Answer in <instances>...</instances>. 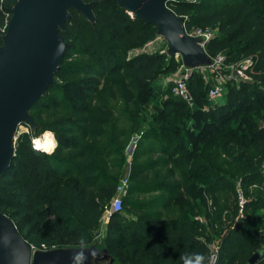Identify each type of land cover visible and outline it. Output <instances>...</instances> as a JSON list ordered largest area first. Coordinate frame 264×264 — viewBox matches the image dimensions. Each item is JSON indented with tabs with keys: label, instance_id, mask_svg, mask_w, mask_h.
Listing matches in <instances>:
<instances>
[{
	"label": "trees",
	"instance_id": "trees-1",
	"mask_svg": "<svg viewBox=\"0 0 264 264\" xmlns=\"http://www.w3.org/2000/svg\"><path fill=\"white\" fill-rule=\"evenodd\" d=\"M84 1L94 2V20L69 10L71 17L61 31L66 48L54 73L56 81L29 111L84 108L92 111L85 131H76L81 134L76 142L69 138L72 124L65 118L38 126L32 134L55 132L58 146L51 154L33 149L31 132L19 134L15 155L0 175V212H7L22 238L36 248L61 247L67 241L80 246L81 238L88 246L119 183L117 175L104 168L121 149L115 137L108 140L106 129L115 131L110 102L119 99L140 106L153 99L155 114L139 134L126 197L121 210L111 211L107 218L101 248L111 254V264H184L192 253L208 257L217 237L216 264H249L264 249V0L169 5L176 15L187 17L188 30L216 31L206 44L208 55L222 53L231 63L253 61L246 70L249 80L226 84L221 105L207 99L209 85L192 74L187 80L191 106L171 92V82L161 81L175 71L174 57L165 52L130 55L150 40L153 24L134 16L117 0ZM15 3L0 0V46ZM67 94H82L93 105L70 102ZM190 115L202 126L194 136H187L191 133L185 127ZM72 149L78 153L57 154ZM153 151L170 157L175 166L189 169L190 178L201 181L198 197L206 223L196 220L193 210L164 220L162 210L179 187L165 180L141 181L156 166L141 160ZM149 194L159 195L136 198ZM256 264H264V255Z\"/></svg>",
	"mask_w": 264,
	"mask_h": 264
},
{
	"label": "water",
	"instance_id": "water-1",
	"mask_svg": "<svg viewBox=\"0 0 264 264\" xmlns=\"http://www.w3.org/2000/svg\"><path fill=\"white\" fill-rule=\"evenodd\" d=\"M170 0H117L139 19L156 25L159 31L178 49L189 48L206 56L195 38L185 34L183 18L167 6ZM94 2L84 0H16L0 46V175L15 155L14 139L17 127L27 123L29 110L53 83V76L65 52L61 35L70 9L82 12L93 21ZM201 65L193 62L192 67ZM234 77H239L236 70ZM31 244L22 238L15 224L0 212V257L5 264H29ZM35 256L44 264H73V258H83L88 264L93 252L85 249H54ZM264 255L257 251L248 261L256 264Z\"/></svg>",
	"mask_w": 264,
	"mask_h": 264
},
{
	"label": "rangeland",
	"instance_id": "rangeland-1",
	"mask_svg": "<svg viewBox=\"0 0 264 264\" xmlns=\"http://www.w3.org/2000/svg\"><path fill=\"white\" fill-rule=\"evenodd\" d=\"M177 1L184 2L186 0H170L169 2H167V6L170 8L169 5ZM195 2H199V0H195ZM154 26L155 30L150 40L143 46L142 49L134 50L130 55H137L142 52L148 54H152L155 52H165L168 56L174 57L175 62L177 64L175 71L169 75H163L161 81L168 80L170 76L173 77L175 74L179 75L184 71V68H192L191 64L194 61H200L201 64H206L210 61V58L213 57L208 55L207 52L204 50L203 51L205 52L206 56L198 55L189 48L178 49L171 43L168 38H166V36H164L163 33L159 31V28L156 25ZM200 76L204 78L206 75L203 74ZM78 78L81 79L85 77L81 76ZM55 81L56 79L53 76V82ZM226 84L223 85V93L219 96L220 98L218 97V99L216 98L213 101L214 104L221 105L225 102ZM86 98L87 97H84L82 94H67V99L70 102H74L75 104H84L87 106L90 105L91 107L93 105L92 102H87L85 100ZM152 103L153 99L149 102L141 103L140 106L126 104L125 102L119 99L110 102V105L112 106L114 112L113 123L115 125V131L113 127H108L106 129L109 134L108 140L110 138L109 136H112L113 138L115 137L114 139H117L118 145L121 149L119 150V155H113L109 159L111 162L106 161L104 163V168L107 169L108 172L115 173L118 177V182H121L125 178L129 177L131 157L139 141V134L144 130L143 128L149 125L150 120H152L155 114V109ZM91 112L92 111H87L84 108H75L73 112H67L59 108L49 111H44L41 108L36 109L34 112L29 111L30 116L27 123H23L25 125L20 124L17 127L15 138L19 137V134L21 133L31 132V143L32 140H35L36 144V142L41 139L44 133H51L53 134L55 139V148L51 149L49 152H46L47 154H51L55 152L58 146L54 130L52 131V129H46L42 134L38 132H36V134H32V132L35 133L38 126H41V124H49L57 118H65L69 120L72 124L68 131L70 133L69 138H73L76 142H78L81 138V134L80 132L76 133V131H85L86 118ZM195 118V115H190L186 117L185 127L187 129V132L191 133L187 136H194L197 132V129H202V126L199 125V122H197V119ZM228 124L231 125L230 123ZM121 132L124 133L120 134ZM212 138L216 137L213 136ZM219 138L226 140V138L223 136H220ZM14 142H16L15 139ZM188 146L191 147V144L188 143ZM40 152L45 151L40 150ZM76 153H78L77 149H72L70 151L60 150L57 152L58 156L60 157L72 156ZM169 159L170 157L163 156L155 151L151 152L149 155L141 159L143 161L146 160L149 162H155L154 164H156L155 168L152 171L148 172L147 174H145V176L141 178V181L145 183L152 182L155 180H165L179 187V192L176 197L172 201L169 200V205H167V207L162 210V214L164 216L165 221L175 220L182 215L183 211L193 210L197 213L195 215L196 217L194 218L196 220L206 223V218L204 215L205 209L200 205V199L198 197V192L202 188L201 181L190 178V175L188 173L189 169H186L182 165L178 164L175 166L173 162H171ZM112 166L114 167L112 168ZM158 195L159 194L138 195L136 198L139 200H150ZM125 197L126 195H123L121 196V199ZM224 197L225 195L221 196V198ZM237 202L239 204L241 203L240 197H237ZM2 214H4L8 218L10 217L7 212H2ZM131 216H136V214L132 213ZM9 219L11 220V218ZM11 221L13 222V220ZM105 222H107L106 216L102 218L99 229H96V231L93 232V239L88 246L81 247L78 246L76 242L67 241L64 242L65 245L54 248H82L86 251L93 252L94 255L89 256L88 264H107L108 262L113 261L111 254L101 248L103 240L102 236L105 234ZM217 240L218 238L214 237L215 245L217 244Z\"/></svg>",
	"mask_w": 264,
	"mask_h": 264
},
{
	"label": "built area",
	"instance_id": "built-area-1",
	"mask_svg": "<svg viewBox=\"0 0 264 264\" xmlns=\"http://www.w3.org/2000/svg\"><path fill=\"white\" fill-rule=\"evenodd\" d=\"M186 2H195V0H186ZM169 8V7H168ZM171 9V8H170ZM172 10V9H171ZM178 16V15H177ZM183 18V28L185 34L189 37L195 38L197 40V45L201 47L204 51H206V44L215 37L216 31L210 27H194L192 29L186 28V16H179ZM253 64L252 58L243 59L237 63L226 62V57L222 53H218L217 55L210 58V61L206 64H201L192 68H184V71L179 75L170 76L168 80H165L164 83H172L171 92L184 100L188 105H192L193 97L187 85V80L192 74H205L206 76L203 78L205 83L209 85L207 90V99L213 103V101L218 98L223 93V85L231 82L237 81L238 79L249 80L250 78L246 74V70L250 69ZM236 70L239 74V77H234L233 71ZM17 137L15 138V140ZM15 146V142H14ZM33 149L40 151L35 143L32 140ZM129 185V179L125 178L121 182L118 183L116 188L115 196L113 197L110 207L105 209L104 216H106V220L111 211H119L122 207V199L121 196L126 194L127 187ZM241 204L243 203V198L240 196ZM106 226V222H105ZM34 249V246L31 245ZM214 259V264L217 261L216 254V245H212V251L210 255Z\"/></svg>",
	"mask_w": 264,
	"mask_h": 264
},
{
	"label": "clouds",
	"instance_id": "clouds-1",
	"mask_svg": "<svg viewBox=\"0 0 264 264\" xmlns=\"http://www.w3.org/2000/svg\"><path fill=\"white\" fill-rule=\"evenodd\" d=\"M80 246H86L83 238L80 240ZM82 260L83 258L81 256L76 255L73 258V264H81ZM184 264H214V259L211 256L206 257L199 253H192L189 255V259L184 261Z\"/></svg>",
	"mask_w": 264,
	"mask_h": 264
},
{
	"label": "bare ground",
	"instance_id": "bare-ground-1",
	"mask_svg": "<svg viewBox=\"0 0 264 264\" xmlns=\"http://www.w3.org/2000/svg\"><path fill=\"white\" fill-rule=\"evenodd\" d=\"M34 143H35V140H34ZM36 144L41 145V147H39V149H41L42 151L49 152L51 149L55 148V139H54L53 134L44 133L43 136L41 137V139H39L36 142Z\"/></svg>",
	"mask_w": 264,
	"mask_h": 264
},
{
	"label": "crops",
	"instance_id": "crops-1",
	"mask_svg": "<svg viewBox=\"0 0 264 264\" xmlns=\"http://www.w3.org/2000/svg\"><path fill=\"white\" fill-rule=\"evenodd\" d=\"M102 237H104V235ZM54 249H58V248H54ZM54 249L53 248L52 249H39V248L34 247V249H32L30 252L29 264H44V262L41 258H39L38 256H35V254H34L35 250L39 251L40 253H44V252H48V251H51ZM61 249H65V248H61ZM0 264H5V258L0 257ZM107 264H111V263L108 262Z\"/></svg>",
	"mask_w": 264,
	"mask_h": 264
},
{
	"label": "snow or ice",
	"instance_id": "snow-or-ice-1",
	"mask_svg": "<svg viewBox=\"0 0 264 264\" xmlns=\"http://www.w3.org/2000/svg\"><path fill=\"white\" fill-rule=\"evenodd\" d=\"M37 147L39 148V147H41V145L40 144H37Z\"/></svg>",
	"mask_w": 264,
	"mask_h": 264
}]
</instances>
